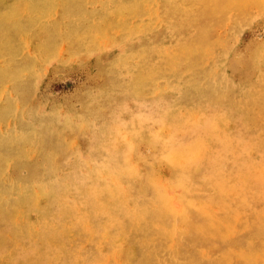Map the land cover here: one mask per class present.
<instances>
[{
    "label": "rangeland",
    "instance_id": "1",
    "mask_svg": "<svg viewBox=\"0 0 264 264\" xmlns=\"http://www.w3.org/2000/svg\"><path fill=\"white\" fill-rule=\"evenodd\" d=\"M0 264H264V0H0Z\"/></svg>",
    "mask_w": 264,
    "mask_h": 264
}]
</instances>
